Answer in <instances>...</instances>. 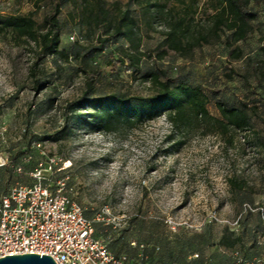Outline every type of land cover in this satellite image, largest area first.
I'll return each mask as SVG.
<instances>
[{
	"label": "rangeland",
	"instance_id": "obj_1",
	"mask_svg": "<svg viewBox=\"0 0 264 264\" xmlns=\"http://www.w3.org/2000/svg\"><path fill=\"white\" fill-rule=\"evenodd\" d=\"M205 2L200 0L201 8ZM165 3L175 6L176 12L188 10L183 0ZM45 11V2L40 0H0V22L30 16L42 30ZM70 11L65 8L60 16L62 47L66 49L86 33L76 29ZM199 17H203L202 10ZM166 23L143 26L136 36L147 64H152L149 57L166 49L161 44ZM104 31L94 29L81 43L96 44ZM123 44L128 46L122 39L109 42L93 57L104 73L105 91L152 94L154 89L140 75L123 67L115 77L106 66L108 52L117 53ZM240 46L244 56L238 61H230L231 51L216 44L197 50L188 60L169 51L158 64L188 73L194 84L201 85L213 116L220 115V100L232 103L234 95L244 96L259 113L250 118V128L231 129L221 136L204 135L206 128L201 126L183 134L173 130L162 114L132 129L103 133L72 121L68 105L81 95L83 75L69 68L63 71L48 58L41 74L42 87L34 90L30 70L38 53L35 43L1 31L0 25V158L10 161L0 168V195L16 184L32 185L28 173L37 162L50 157L69 160L72 167L57 173L56 178L69 175L70 195L87 218L96 220V237L128 262L139 259L143 246L147 263L196 264L199 258L190 259L194 254L187 241L196 245V254L204 256L203 264H222L236 253L250 258L254 244L264 257V226L259 225L258 217L264 207L263 13H259L253 37ZM231 69L235 70L234 80L228 81L225 74ZM56 134L58 140L49 137ZM28 152L32 154L25 162L28 173H16L15 165L24 162ZM223 236L228 245L238 237L241 240L225 248L220 245Z\"/></svg>",
	"mask_w": 264,
	"mask_h": 264
},
{
	"label": "trees",
	"instance_id": "obj_2",
	"mask_svg": "<svg viewBox=\"0 0 264 264\" xmlns=\"http://www.w3.org/2000/svg\"><path fill=\"white\" fill-rule=\"evenodd\" d=\"M40 2H45L46 8L42 30L37 28L32 17L19 15L2 20L1 31L11 32L35 43L38 53L30 70L34 90L38 91L42 87L41 74L44 73V62L48 58L52 59L57 68H64L63 71L69 68L83 75L84 89L68 105L73 113V123L83 122L91 131L117 133L121 128L132 129L165 114L172 129L183 134L204 126V135L213 133L222 136L231 129L250 128V118L259 117L257 107L250 105L244 96L239 95H234L232 103L230 99L220 100L217 103L220 115H211L207 109V95L203 87L194 84L188 73H176L158 62L169 51L188 60L194 57L197 50L216 44H223L231 51L230 61L240 60L244 56L240 44L246 43L255 34L259 13L264 14V0H206L204 8L200 7V0H183L188 8L183 12H176L175 6L167 7L165 0H127L125 3L119 0ZM65 8H71L68 15L75 20L80 34L82 29L86 30L85 35H81L86 40L89 39V33L96 28H103L105 34L97 37L96 44H83V38H80L69 49L63 48L60 16ZM200 10L203 12L201 18ZM164 21L167 23L161 44L166 49L149 57L152 64H147L144 59L146 53L142 51L136 36L141 33L143 26L152 27V24ZM121 39L128 46L123 44L117 53L109 51L106 66L110 67L111 74L115 77L123 67L130 70L131 74L140 75L142 81L154 89L152 94L137 96L120 90L105 91L104 73L95 64L93 57L102 53L107 43ZM40 66L42 70L39 69ZM234 74L235 70L231 69L225 74V78L233 81ZM57 136L58 134L49 137L58 140ZM28 154L30 153L26 155ZM15 158V155L12 156L11 161ZM24 167L26 169L25 165ZM258 217L259 225L264 226V207L258 211ZM240 240L238 237L228 245L227 237L223 236L220 245L225 248L234 247ZM186 244L189 245L190 253L196 254V245L191 241ZM254 248V256L264 260L257 244H254ZM195 263L202 264L200 260ZM222 264L240 263L232 258L225 259Z\"/></svg>",
	"mask_w": 264,
	"mask_h": 264
},
{
	"label": "built area",
	"instance_id": "obj_3",
	"mask_svg": "<svg viewBox=\"0 0 264 264\" xmlns=\"http://www.w3.org/2000/svg\"><path fill=\"white\" fill-rule=\"evenodd\" d=\"M31 158L25 155L14 171L28 173L24 165ZM9 164L8 158H0V168ZM71 167V161L55 157L39 161L28 173L34 181L32 185L16 184L0 195V257L34 253L51 256L56 264H150L143 246L139 259L128 262L114 254L105 240L96 237V220L87 218L70 195L69 175L56 178L57 173ZM198 257L194 254L190 259ZM233 257L240 264L264 263L258 258L249 261L237 253Z\"/></svg>",
	"mask_w": 264,
	"mask_h": 264
},
{
	"label": "water",
	"instance_id": "obj_4",
	"mask_svg": "<svg viewBox=\"0 0 264 264\" xmlns=\"http://www.w3.org/2000/svg\"><path fill=\"white\" fill-rule=\"evenodd\" d=\"M41 254L6 255L0 257V264H56L51 256Z\"/></svg>",
	"mask_w": 264,
	"mask_h": 264
},
{
	"label": "crops",
	"instance_id": "obj_5",
	"mask_svg": "<svg viewBox=\"0 0 264 264\" xmlns=\"http://www.w3.org/2000/svg\"><path fill=\"white\" fill-rule=\"evenodd\" d=\"M191 256H192V255H191ZM191 256H190V257H191ZM198 258H199L198 261L200 260V262H202V264H203L204 256H203V255H200ZM233 258H234V257H233ZM245 259H247V260H249V261H253L254 259H257V256L251 255L250 258H249V257H246Z\"/></svg>",
	"mask_w": 264,
	"mask_h": 264
}]
</instances>
